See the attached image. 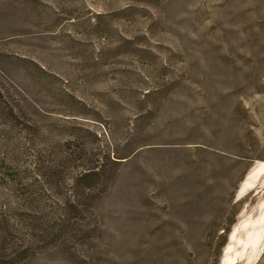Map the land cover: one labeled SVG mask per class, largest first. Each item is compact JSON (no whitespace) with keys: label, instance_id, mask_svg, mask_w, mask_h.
I'll return each mask as SVG.
<instances>
[{"label":"rangeland","instance_id":"rangeland-1","mask_svg":"<svg viewBox=\"0 0 264 264\" xmlns=\"http://www.w3.org/2000/svg\"><path fill=\"white\" fill-rule=\"evenodd\" d=\"M0 264H264V0H0Z\"/></svg>","mask_w":264,"mask_h":264},{"label":"trees","instance_id":"trees-1","mask_svg":"<svg viewBox=\"0 0 264 264\" xmlns=\"http://www.w3.org/2000/svg\"><path fill=\"white\" fill-rule=\"evenodd\" d=\"M97 157V162L98 164L97 165H93V167L91 168H86V169H83L78 175H77V179L78 180H85L87 178H90L92 176L96 177L97 176V181L99 180L101 182V184H104V186L107 185V180H108V177H107V173H106V165L107 163L105 161H103V158H107L109 160H112V161H115V162H119V158H122L121 156H113L112 158L110 157L109 155V151L107 150V153H106V149L103 151V149H100L98 152H95L94 153ZM106 154V155H105ZM17 174L18 173H15L13 167H8V169L6 171H4L1 175H2V186L4 188H10L11 187V183H15L17 184ZM96 175V176H95ZM98 181V182H99ZM19 183V182H18ZM20 184V183H19ZM84 188L85 187H88L87 185L84 184L83 186ZM27 195V191L26 193H24Z\"/></svg>","mask_w":264,"mask_h":264}]
</instances>
